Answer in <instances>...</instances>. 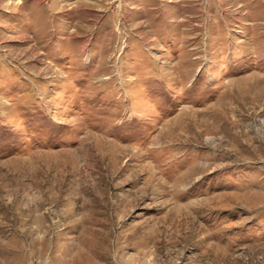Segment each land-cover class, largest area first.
I'll list each match as a JSON object with an SVG mask.
<instances>
[{
  "label": "rangeland",
  "instance_id": "374dc122",
  "mask_svg": "<svg viewBox=\"0 0 264 264\" xmlns=\"http://www.w3.org/2000/svg\"><path fill=\"white\" fill-rule=\"evenodd\" d=\"M0 264H264V0H0Z\"/></svg>",
  "mask_w": 264,
  "mask_h": 264
},
{
  "label": "bare ground",
  "instance_id": "6f19581e",
  "mask_svg": "<svg viewBox=\"0 0 264 264\" xmlns=\"http://www.w3.org/2000/svg\"><path fill=\"white\" fill-rule=\"evenodd\" d=\"M234 139H235V138H234ZM169 142H170V141H169ZM237 142H238V141H237ZM237 142H236V143H237ZM243 145H244V144H243ZM181 181H182V180H181ZM185 181H186V180H185ZM185 181H184V182H185ZM182 182H183V181H182Z\"/></svg>",
  "mask_w": 264,
  "mask_h": 264
}]
</instances>
